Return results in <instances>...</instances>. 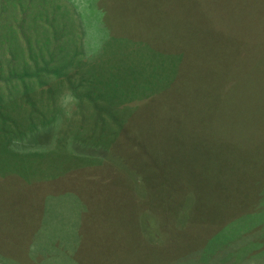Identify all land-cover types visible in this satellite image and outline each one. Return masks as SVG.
<instances>
[{"label": "rangeland", "instance_id": "rangeland-1", "mask_svg": "<svg viewBox=\"0 0 264 264\" xmlns=\"http://www.w3.org/2000/svg\"><path fill=\"white\" fill-rule=\"evenodd\" d=\"M32 1L74 12L85 57L117 37L159 85L110 112L65 98L51 153L0 150V264H264V0Z\"/></svg>", "mask_w": 264, "mask_h": 264}, {"label": "trees", "instance_id": "trees-1", "mask_svg": "<svg viewBox=\"0 0 264 264\" xmlns=\"http://www.w3.org/2000/svg\"><path fill=\"white\" fill-rule=\"evenodd\" d=\"M24 1L25 5H22ZM24 1L0 0L1 151L21 156L13 147L22 149L23 146H29L27 152H30V147H35V144L41 147L47 145L45 152L51 153L55 137L52 138L53 133L51 137L45 133L53 130L55 134L61 133L56 120L61 113L59 102L65 98L76 97V102L82 106L86 101L98 102L95 104L102 108L100 103L106 100L108 107H111L108 110L110 112L127 108L126 102L129 99L140 98L139 95L147 96L141 93L148 88H158L159 82L156 85L147 82L149 80L145 79L146 75H140L141 72L134 67V60L126 59L130 58L127 54L132 51L125 49L127 46L124 44H115L117 37L112 36L114 44L108 43L100 49L97 57H85L86 40L83 33L86 32L81 23L76 28L73 11H41L37 2ZM116 62H120L118 67ZM128 68L130 71L126 70ZM138 80L142 83H137ZM60 89L62 98L59 96ZM124 89L132 90L135 94L123 92ZM44 106L51 110L52 116L45 112ZM117 114L125 115L124 112ZM117 114L113 112L114 121L118 119ZM195 125L192 126L200 131V126ZM125 131L126 126L122 125L121 129H115V134L122 137ZM173 133L177 165L195 162L194 157L201 152V146L197 139L189 137L190 129L180 131L175 127ZM146 145L145 142L141 146ZM181 154L185 159H180ZM33 155L37 156V152ZM137 174L134 170V175ZM96 177L107 179V174ZM176 184L181 189V196L184 195L187 187Z\"/></svg>", "mask_w": 264, "mask_h": 264}]
</instances>
